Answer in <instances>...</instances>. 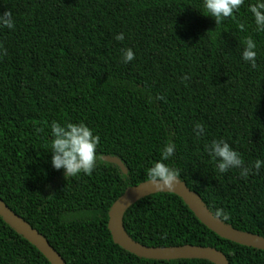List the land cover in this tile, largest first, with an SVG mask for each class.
<instances>
[{
    "label": "trees",
    "instance_id": "16d2710c",
    "mask_svg": "<svg viewBox=\"0 0 264 264\" xmlns=\"http://www.w3.org/2000/svg\"><path fill=\"white\" fill-rule=\"evenodd\" d=\"M248 2L215 24L202 0H0L14 21L0 27V199L66 264H213L139 258L107 228L112 204L147 181L166 141L175 149L163 162L213 215L264 237V165L247 177L220 174L204 150L223 139L244 167L264 161V33L254 31ZM245 36L257 45L255 68L240 56ZM124 48L134 53L127 64ZM52 121L83 122L99 136L91 174L51 167ZM123 225L148 247H211L229 264H264V251L219 237L171 193L137 201ZM0 264L51 263L0 217Z\"/></svg>",
    "mask_w": 264,
    "mask_h": 264
},
{
    "label": "clouds",
    "instance_id": "9594fccd",
    "mask_svg": "<svg viewBox=\"0 0 264 264\" xmlns=\"http://www.w3.org/2000/svg\"><path fill=\"white\" fill-rule=\"evenodd\" d=\"M245 0H202L203 15L213 19L215 24L221 23L225 18H233L234 13H239ZM246 11L250 15L254 31L264 33V0H249L246 5ZM0 27L12 30L14 21L12 14L4 11L0 14ZM239 31L245 30L243 23L237 24ZM116 41L124 39V33L120 32L114 36ZM243 48L240 53L241 59L247 62L251 67H256V43L251 36H245L243 39ZM4 51L0 46V52ZM134 59V53L131 48L121 50V61L125 64ZM182 79H187V76ZM159 99V97H157ZM50 127V165L54 170L63 169L65 177L76 176L80 173L89 175L100 157L96 149L99 143V136L93 134L85 123L65 122L63 125L52 121ZM36 132L41 129L36 128ZM193 135L199 137L203 134L204 128L201 124L194 125ZM175 145L171 141H166L160 151V160L155 161L146 169V178L148 183H152L157 189L163 188L172 190L174 183L179 180V173L174 168H170L163 161L168 160L174 152ZM205 152L211 161L215 163V169L223 174L229 169H240L239 175L247 177L253 170H259L264 161L255 160L251 167H244L240 154L229 146L223 139H213L205 145ZM221 210L217 209L215 217L221 216ZM224 219L227 216L224 215Z\"/></svg>",
    "mask_w": 264,
    "mask_h": 264
},
{
    "label": "water",
    "instance_id": "95a60500",
    "mask_svg": "<svg viewBox=\"0 0 264 264\" xmlns=\"http://www.w3.org/2000/svg\"><path fill=\"white\" fill-rule=\"evenodd\" d=\"M102 160L116 164L124 174L127 173L124 164L118 158L104 156ZM156 193H171L181 198L199 221L219 237L245 247L264 251V237L234 229L215 217L202 199L180 179L174 183L172 190L157 189L148 181L128 187L112 204L108 211L107 228L113 242L125 251L139 258L151 260L204 259L213 264H229L226 256L221 251L211 247L193 245L148 247L130 238L124 229V214L137 201ZM0 217L16 233L35 246L51 264H66L47 239L12 211L1 199Z\"/></svg>",
    "mask_w": 264,
    "mask_h": 264
}]
</instances>
